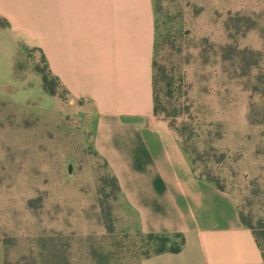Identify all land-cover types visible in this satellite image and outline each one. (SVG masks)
I'll return each mask as SVG.
<instances>
[{
	"label": "rangeland",
	"instance_id": "1",
	"mask_svg": "<svg viewBox=\"0 0 264 264\" xmlns=\"http://www.w3.org/2000/svg\"><path fill=\"white\" fill-rule=\"evenodd\" d=\"M154 1L158 117L190 124L200 152L216 148L197 172L207 165L264 230V0ZM8 39L0 37V264H141L147 238L78 106L62 83L51 84L56 95L44 88V75L57 77L55 37H45L47 50L19 51L13 67Z\"/></svg>",
	"mask_w": 264,
	"mask_h": 264
},
{
	"label": "crops",
	"instance_id": "2",
	"mask_svg": "<svg viewBox=\"0 0 264 264\" xmlns=\"http://www.w3.org/2000/svg\"><path fill=\"white\" fill-rule=\"evenodd\" d=\"M0 37L47 50L143 233H181L184 249L141 264H264L235 200L197 178L178 134L154 113V0H0Z\"/></svg>",
	"mask_w": 264,
	"mask_h": 264
},
{
	"label": "trees",
	"instance_id": "3",
	"mask_svg": "<svg viewBox=\"0 0 264 264\" xmlns=\"http://www.w3.org/2000/svg\"><path fill=\"white\" fill-rule=\"evenodd\" d=\"M155 10H156V22H157V6L155 4ZM155 47H156V41H155ZM245 52H249L252 56H257L259 54V51L254 50V49H246ZM254 58V57H253ZM43 62L46 64L45 57L43 56ZM47 65V64H46ZM257 62L251 63L250 68L253 69L257 67ZM154 67V75H153V90H154V113L155 115L159 116L160 114L165 113V110L161 108L159 105V99L157 97L156 93V84H157V74L155 73V69L157 67V62L154 60L153 63ZM43 83H44V88L47 90L52 95H56L57 92L54 88H51V84L54 83L58 87H61V82L60 80L53 74L51 71L48 73V75L43 76ZM190 124L188 123H182V125H177L176 123L170 122L168 124L169 128L175 131L180 139L182 140L181 145L183 147L184 152L187 154L189 157V160L191 162L192 170L193 173L197 176V178L201 180H205L214 186L217 187L222 192H226L224 186L221 185L218 179L213 177L207 170V165H205V168L201 173H198L197 171L199 170L196 166V164L200 161H203L204 157L203 154H207V150L210 149L209 151H216V148L212 145L205 147L203 152H200V150L197 148L196 143L193 145H190V141L192 140L193 135H191L190 132L193 130ZM216 127L220 130V135L218 140H220L223 137V126L222 124H216ZM216 128V129H217ZM115 182L117 183L118 189L119 185L117 182V179H115ZM120 190V189H119ZM227 193V192H226ZM240 214V219L241 222L245 227L250 229L255 237V240L257 242V245L259 246L263 257H264V246H263V241H264V230L261 226L253 224V222L249 219V217L242 211L239 210ZM147 238V243L149 244L150 247V253L146 256V258H150L155 255L163 254V253H179L184 249L185 246V237L181 233H172V234H158V233H143Z\"/></svg>",
	"mask_w": 264,
	"mask_h": 264
}]
</instances>
